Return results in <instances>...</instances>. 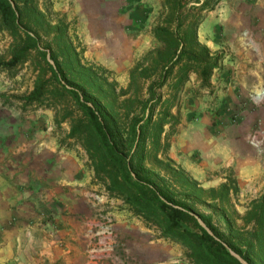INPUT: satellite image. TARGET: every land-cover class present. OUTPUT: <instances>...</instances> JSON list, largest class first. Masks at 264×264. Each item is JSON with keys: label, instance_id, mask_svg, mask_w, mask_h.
Wrapping results in <instances>:
<instances>
[{"label": "trees", "instance_id": "obj_1", "mask_svg": "<svg viewBox=\"0 0 264 264\" xmlns=\"http://www.w3.org/2000/svg\"><path fill=\"white\" fill-rule=\"evenodd\" d=\"M213 8L212 0H162L157 43L121 87L84 59L64 20L51 21L35 0H0V31L12 38L0 73L15 77L29 63L33 87L13 97L24 110L53 109L59 128L69 124L61 143L80 146L96 181L182 244L192 264H264V193L241 215L234 173L205 187L169 154L185 85L195 75L200 89L210 88L221 65V53L200 39Z\"/></svg>", "mask_w": 264, "mask_h": 264}, {"label": "rangeland", "instance_id": "obj_2", "mask_svg": "<svg viewBox=\"0 0 264 264\" xmlns=\"http://www.w3.org/2000/svg\"><path fill=\"white\" fill-rule=\"evenodd\" d=\"M35 3L51 21L64 20L84 59L103 66L121 87L127 85L131 67L157 43L152 30L159 20L162 0H35ZM212 4L214 8L207 11L200 27V39L221 53V65L212 76L210 88L200 89L195 75L185 85L175 109L179 110L181 122L170 140L171 146L175 145L174 154L181 159L190 157L188 162L193 157L209 162L205 159L215 157L219 144L225 141L230 145L229 156L234 162L245 163L247 182L239 185L240 191L234 196L236 208L243 215L249 202L264 193V147L259 150L248 140L253 130H264V99L254 98L264 88V0H212ZM11 41L7 32L0 31V56L9 57ZM239 49L249 50L250 54L237 67ZM9 77L14 78L10 86L15 92L0 94L1 98L18 103L13 95L29 92L35 76L27 63L17 76ZM237 85L242 86L237 95L241 104L235 107L225 99L230 98L227 93H232ZM37 108L28 107V111ZM59 129L64 135L69 124L63 123ZM175 160L188 170L182 161ZM232 164L209 169L201 163L200 167L195 166L203 175L198 180L205 187L218 186L234 173L238 181ZM257 172H262V185L253 179ZM131 250V246L120 241L117 257L122 264L134 263ZM160 255L164 256L165 251L161 249Z\"/></svg>", "mask_w": 264, "mask_h": 264}, {"label": "crops", "instance_id": "obj_3", "mask_svg": "<svg viewBox=\"0 0 264 264\" xmlns=\"http://www.w3.org/2000/svg\"><path fill=\"white\" fill-rule=\"evenodd\" d=\"M239 53L237 67L250 51L239 49ZM12 80L0 73V94L15 92ZM241 88L235 86L225 101L238 107ZM18 103L0 95V264H91L85 255L91 240L86 220L105 212L115 216L120 241L133 249L135 261L131 264H192L180 243L162 236L122 198L111 196L96 181L80 146L61 143L63 132L55 123L53 109L28 111ZM230 148L223 141L215 157L205 159L209 162L198 157L190 162L188 156L178 158L175 145L170 150L197 179L203 176L195 167L201 163L209 169L233 163L241 185L247 182L245 163L234 162ZM261 173L253 178L256 184L262 185ZM93 193L103 196L102 200ZM161 249L165 251L162 257ZM102 264H122V260L116 256Z\"/></svg>", "mask_w": 264, "mask_h": 264}, {"label": "built area", "instance_id": "obj_4", "mask_svg": "<svg viewBox=\"0 0 264 264\" xmlns=\"http://www.w3.org/2000/svg\"><path fill=\"white\" fill-rule=\"evenodd\" d=\"M257 100L264 99V88H261L254 96ZM248 140L259 150L264 147V130L255 129ZM93 196L102 200L103 196L93 193ZM86 234L90 237V243L85 250L87 260L91 264H102L113 260L117 256V248L120 245L119 233L115 216L109 212L101 213L94 219L86 220Z\"/></svg>", "mask_w": 264, "mask_h": 264}]
</instances>
